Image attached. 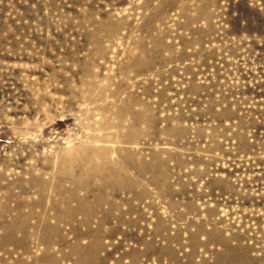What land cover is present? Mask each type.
I'll list each match as a JSON object with an SVG mask.
<instances>
[{
  "label": "rangeland",
  "instance_id": "obj_1",
  "mask_svg": "<svg viewBox=\"0 0 264 264\" xmlns=\"http://www.w3.org/2000/svg\"><path fill=\"white\" fill-rule=\"evenodd\" d=\"M0 264H264V0H0Z\"/></svg>",
  "mask_w": 264,
  "mask_h": 264
}]
</instances>
